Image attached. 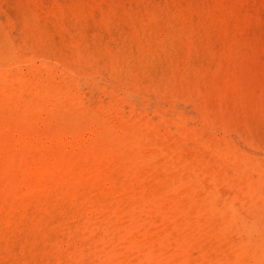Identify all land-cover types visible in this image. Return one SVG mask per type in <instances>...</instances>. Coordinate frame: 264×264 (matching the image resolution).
<instances>
[{"label":"bare ground","instance_id":"obj_1","mask_svg":"<svg viewBox=\"0 0 264 264\" xmlns=\"http://www.w3.org/2000/svg\"><path fill=\"white\" fill-rule=\"evenodd\" d=\"M0 264H264V0H0Z\"/></svg>","mask_w":264,"mask_h":264}]
</instances>
